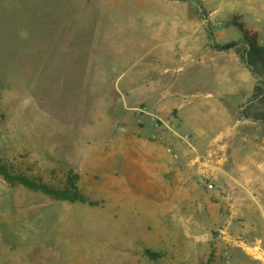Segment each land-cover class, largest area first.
I'll return each instance as SVG.
<instances>
[{
  "label": "rangeland",
  "instance_id": "374dc122",
  "mask_svg": "<svg viewBox=\"0 0 264 264\" xmlns=\"http://www.w3.org/2000/svg\"><path fill=\"white\" fill-rule=\"evenodd\" d=\"M261 1L245 11L243 0L237 13L246 15L248 26L257 24L264 40ZM106 3L0 0V162L59 191L73 171L80 193L97 204L70 203L0 176V264H229L236 244L262 260L264 235L238 231L235 188L214 179L212 168L202 174L209 166L201 162L214 157L206 153L208 144H198L181 126L182 141L165 147L178 157L168 171L154 170L136 154L153 142L133 136L136 126L120 116V92L95 90L99 85L85 75ZM211 27L219 43L244 37L239 28ZM235 113L220 130L253 132L249 148L264 146V126L238 123ZM207 125L202 130L210 137L215 126ZM186 134L189 143H183ZM242 141L232 139L217 156L226 158L227 171L240 173L249 163ZM124 176L132 182L126 190L117 185ZM146 249L161 258L151 260Z\"/></svg>",
  "mask_w": 264,
  "mask_h": 264
},
{
  "label": "crops",
  "instance_id": "0c3cea01",
  "mask_svg": "<svg viewBox=\"0 0 264 264\" xmlns=\"http://www.w3.org/2000/svg\"><path fill=\"white\" fill-rule=\"evenodd\" d=\"M102 1L107 2L101 8L106 16L87 53L90 62L84 73L91 76L90 83L99 85L95 90L120 92V116L127 124L136 126L133 136L153 142L149 148H138L136 154L146 157L154 170L168 171L174 156L165 147L181 142L179 135L185 133L178 130L186 126L195 134L198 144H208L207 155L214 156L208 163L201 162L209 166L202 174L210 173L212 168L214 179L235 188L232 206L243 225L238 231L264 235V158L260 155L264 146L256 149L251 144L255 148H249L248 139L253 132L220 130L236 120L230 119L232 112L237 114L251 98L257 79L255 84L249 83L253 74L236 51L213 50L206 30L213 23L229 31L233 27L226 28L227 23L236 14L242 15L245 29L257 32L260 44L264 45L257 24L248 26L246 15L237 13L243 0ZM257 6L258 0H245V11H253ZM256 17L261 18L259 14ZM214 35L219 43L218 34ZM242 121L238 123H254ZM209 123L215 126L210 137L202 130ZM238 137L243 138L241 145L249 150L250 161L240 173H235L226 170V158L217 156L225 154L222 150L230 148L232 139ZM130 183L124 176L117 185L126 190ZM254 217L256 222L248 223ZM231 247L229 264H240L242 260L244 264H263L262 254L261 260L251 256L245 246ZM261 251L264 255L263 247Z\"/></svg>",
  "mask_w": 264,
  "mask_h": 264
},
{
  "label": "trees",
  "instance_id": "16d2710c",
  "mask_svg": "<svg viewBox=\"0 0 264 264\" xmlns=\"http://www.w3.org/2000/svg\"><path fill=\"white\" fill-rule=\"evenodd\" d=\"M175 1L192 3L193 0ZM199 8L202 9V6L199 5ZM203 15L206 20H208V15L205 11ZM229 27L239 28L244 32V37L238 41H232L225 44L217 43L211 24L209 23L206 26V30L211 41L210 46L217 52L236 51L246 66L250 69L253 76L257 79V84L254 87L251 98L239 108L238 115L240 121H251L264 126V45L260 44L259 34L257 32L245 29L242 15H235L231 21L227 23L226 28ZM0 176H2L5 181L10 184L22 185L27 189L42 192L53 198L68 201L70 203L80 202L82 204L88 203L90 206L97 205L95 202L89 201L80 193L78 187L80 176L75 174L73 171L70 172L65 191H59L46 184L33 181L26 176L14 174L5 164H2L1 162ZM145 254L154 261L161 258L160 253L149 249L145 250Z\"/></svg>",
  "mask_w": 264,
  "mask_h": 264
},
{
  "label": "built area",
  "instance_id": "2783aa9c",
  "mask_svg": "<svg viewBox=\"0 0 264 264\" xmlns=\"http://www.w3.org/2000/svg\"><path fill=\"white\" fill-rule=\"evenodd\" d=\"M120 130L122 132H126V128H124L123 126L120 128ZM185 142L189 143L190 141V136L188 134H186L185 136H183L182 138ZM168 153L172 154L174 157H178V155L175 153V151L172 148H168ZM204 183H206V180L204 179ZM210 187L212 188V184H210Z\"/></svg>",
  "mask_w": 264,
  "mask_h": 264
}]
</instances>
